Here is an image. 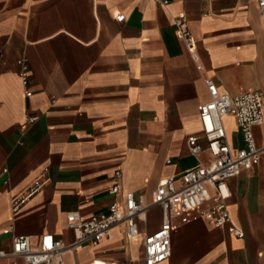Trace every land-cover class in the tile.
Returning a JSON list of instances; mask_svg holds the SVG:
<instances>
[{"label": "crops", "instance_id": "1", "mask_svg": "<svg viewBox=\"0 0 264 264\" xmlns=\"http://www.w3.org/2000/svg\"><path fill=\"white\" fill-rule=\"evenodd\" d=\"M180 13L195 57L175 34ZM263 45L256 0H0V249L10 250L19 235L35 247L71 243L67 212L88 218L132 191L150 205L137 220L139 235L128 238L121 223L98 244L67 250L64 260L145 264L143 237L161 224V209L151 204L159 180L210 159L206 150L193 155L186 141L200 132L205 80L232 95L262 93ZM224 123L235 151L241 142L234 116ZM262 125L254 127L259 146ZM44 168L49 180L13 212L11 197ZM115 170L121 189L113 195ZM227 183V209L244 236L210 225L196 210L177 213L171 254L159 264H264V153Z\"/></svg>", "mask_w": 264, "mask_h": 264}, {"label": "built area", "instance_id": "2", "mask_svg": "<svg viewBox=\"0 0 264 264\" xmlns=\"http://www.w3.org/2000/svg\"><path fill=\"white\" fill-rule=\"evenodd\" d=\"M155 2L158 5H166L168 0ZM256 4L264 32V0H256ZM115 19L121 22L125 15L120 13ZM174 31L191 56L195 57L196 42L183 13L174 18ZM18 63L24 94L30 96L28 65L23 58L19 59ZM205 82L209 98L197 106L200 132L188 135L186 141L193 155L199 156L206 150L210 159L178 176H167L159 180L153 191L151 204L160 207L161 224L143 237L145 264H159L169 258L172 218L177 213L196 210L210 225L224 227L235 237L244 236L243 230L232 221L227 209V199L230 195L227 182L229 178L257 165L264 153V144L257 145L254 133V127L264 123L262 93L249 89L232 95L220 91L212 78H207ZM228 115L235 118L241 142L235 151L231 148L224 123ZM202 142H205V145ZM4 171L6 172V169ZM120 175V170L114 171L115 181L109 189L113 195L118 194L121 189ZM48 180V168H44L22 192L11 197V210L18 211ZM149 207L150 205H145L140 197L128 191L121 201H112L106 212L88 218L83 217L77 210L67 212L66 228L73 234L71 243L55 239L46 246L35 247L31 244L29 236H14L10 250L0 249V260L3 261L1 264H18L17 259H22L24 264H65L64 253L67 250L98 244L109 235L112 227L121 223L127 228L128 238L137 237V220L141 216L145 217ZM96 262L91 260L84 264Z\"/></svg>", "mask_w": 264, "mask_h": 264}, {"label": "rangeland", "instance_id": "3", "mask_svg": "<svg viewBox=\"0 0 264 264\" xmlns=\"http://www.w3.org/2000/svg\"><path fill=\"white\" fill-rule=\"evenodd\" d=\"M262 52H263V58H262V67H263V70H264V45H263V48H262ZM257 89H260L264 95V89L261 87V86H258ZM262 129L264 130V123L262 125Z\"/></svg>", "mask_w": 264, "mask_h": 264}, {"label": "bare ground", "instance_id": "4", "mask_svg": "<svg viewBox=\"0 0 264 264\" xmlns=\"http://www.w3.org/2000/svg\"><path fill=\"white\" fill-rule=\"evenodd\" d=\"M97 262H96V264H105V263H103L102 261H100V260H96Z\"/></svg>", "mask_w": 264, "mask_h": 264}]
</instances>
